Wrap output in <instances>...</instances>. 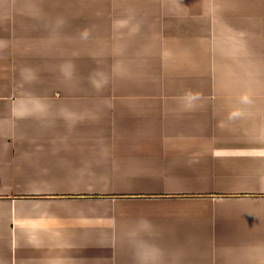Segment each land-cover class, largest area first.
<instances>
[{"label": "crops", "instance_id": "crops-1", "mask_svg": "<svg viewBox=\"0 0 264 264\" xmlns=\"http://www.w3.org/2000/svg\"><path fill=\"white\" fill-rule=\"evenodd\" d=\"M0 264H264V0H0Z\"/></svg>", "mask_w": 264, "mask_h": 264}]
</instances>
